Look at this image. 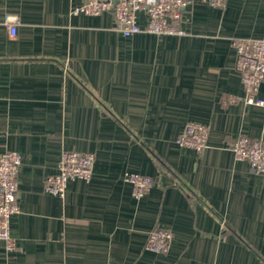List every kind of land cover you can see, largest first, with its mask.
Wrapping results in <instances>:
<instances>
[{
  "label": "crops",
  "instance_id": "1",
  "mask_svg": "<svg viewBox=\"0 0 264 264\" xmlns=\"http://www.w3.org/2000/svg\"><path fill=\"white\" fill-rule=\"evenodd\" d=\"M80 3L0 0V152L22 157L16 246L0 241V264H264V172L229 147L264 140L232 44L264 38V0H188L182 35L129 37L111 11L73 13ZM189 121L208 126L201 152L177 144ZM69 149L94 154L90 180L45 192ZM125 172L153 186L136 199ZM155 227L172 232L165 253L145 248Z\"/></svg>",
  "mask_w": 264,
  "mask_h": 264
},
{
  "label": "built area",
  "instance_id": "2",
  "mask_svg": "<svg viewBox=\"0 0 264 264\" xmlns=\"http://www.w3.org/2000/svg\"><path fill=\"white\" fill-rule=\"evenodd\" d=\"M211 6L221 8L225 0H208ZM188 0H81L80 5L73 9L75 14L99 15L111 11L114 18L113 29L125 37L139 32L161 35H182L183 14ZM144 23H139V16ZM20 20L17 14L7 13L4 24L11 36L16 34ZM235 66L239 72L244 89L243 101L246 104L264 105L258 96L259 86L264 81V38H234ZM235 102L234 96L225 98ZM208 126L198 121L187 122L176 141L181 147L201 152L207 145ZM230 149L236 160H246L254 173L264 172V140L251 139L247 136L237 137ZM22 157L15 150L0 152V241L7 249H14L16 240L10 231V219L19 211L17 203L18 172ZM94 154L76 150H63L57 171L46 177L45 192L63 196L70 180H90L93 170ZM124 180L131 185L132 196L142 198L153 186L151 176L125 172ZM172 232L163 227L153 228L147 236L145 248L155 253L168 250Z\"/></svg>",
  "mask_w": 264,
  "mask_h": 264
}]
</instances>
